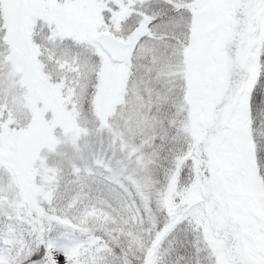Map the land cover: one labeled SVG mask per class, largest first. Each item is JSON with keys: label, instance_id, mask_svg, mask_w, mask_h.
I'll list each match as a JSON object with an SVG mask.
<instances>
[{"label": "snow or ice", "instance_id": "6c2138e0", "mask_svg": "<svg viewBox=\"0 0 264 264\" xmlns=\"http://www.w3.org/2000/svg\"><path fill=\"white\" fill-rule=\"evenodd\" d=\"M0 264H264V0H0Z\"/></svg>", "mask_w": 264, "mask_h": 264}]
</instances>
